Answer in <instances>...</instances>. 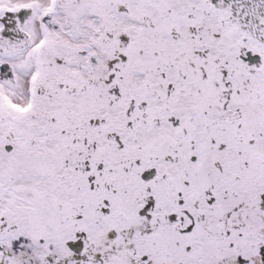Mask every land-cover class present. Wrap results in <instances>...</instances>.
Masks as SVG:
<instances>
[{
	"label": "snow or ice",
	"instance_id": "1",
	"mask_svg": "<svg viewBox=\"0 0 264 264\" xmlns=\"http://www.w3.org/2000/svg\"><path fill=\"white\" fill-rule=\"evenodd\" d=\"M0 264H264V0H0Z\"/></svg>",
	"mask_w": 264,
	"mask_h": 264
}]
</instances>
